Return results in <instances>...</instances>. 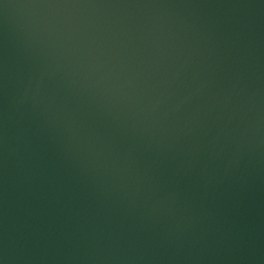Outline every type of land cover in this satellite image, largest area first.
<instances>
[{"label": "water", "instance_id": "1", "mask_svg": "<svg viewBox=\"0 0 264 264\" xmlns=\"http://www.w3.org/2000/svg\"><path fill=\"white\" fill-rule=\"evenodd\" d=\"M0 264H264V0H0Z\"/></svg>", "mask_w": 264, "mask_h": 264}]
</instances>
